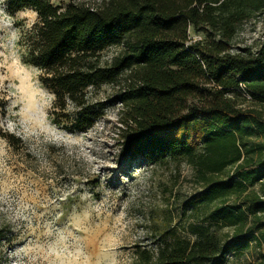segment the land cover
Returning a JSON list of instances; mask_svg holds the SVG:
<instances>
[{
  "label": "trees",
  "instance_id": "16d2710c",
  "mask_svg": "<svg viewBox=\"0 0 264 264\" xmlns=\"http://www.w3.org/2000/svg\"><path fill=\"white\" fill-rule=\"evenodd\" d=\"M23 11L36 22L14 21L20 59L52 95L55 126L95 129L111 88L122 157L153 169L184 160L194 170L200 190L188 203L202 218L184 232L171 217L163 227L148 221L153 240L134 247L132 264L225 259L226 239L247 232L264 247V0H7L12 19ZM256 17L261 43L236 44ZM0 132L10 146L21 142ZM6 238L0 225V244Z\"/></svg>",
  "mask_w": 264,
  "mask_h": 264
},
{
  "label": "rangeland",
  "instance_id": "374dc122",
  "mask_svg": "<svg viewBox=\"0 0 264 264\" xmlns=\"http://www.w3.org/2000/svg\"><path fill=\"white\" fill-rule=\"evenodd\" d=\"M75 1L99 6L103 0ZM16 19L30 26L36 14L23 11L12 19L7 0H0V130L21 140L10 146L0 132V225L7 236L0 264H132L134 247L153 240L148 221L163 227L171 217L180 232L200 221L201 209L189 204L200 190L189 164L153 169L145 160L122 157L113 89H105L106 117L95 129L72 134L52 123L53 97L21 62ZM262 36V17H256L241 26L236 44L258 46ZM244 238L230 235L225 259L202 264L264 261L258 233ZM239 242L249 247L242 250Z\"/></svg>",
  "mask_w": 264,
  "mask_h": 264
},
{
  "label": "built area",
  "instance_id": "2783aa9c",
  "mask_svg": "<svg viewBox=\"0 0 264 264\" xmlns=\"http://www.w3.org/2000/svg\"><path fill=\"white\" fill-rule=\"evenodd\" d=\"M241 88H243V85H241Z\"/></svg>",
  "mask_w": 264,
  "mask_h": 264
}]
</instances>
